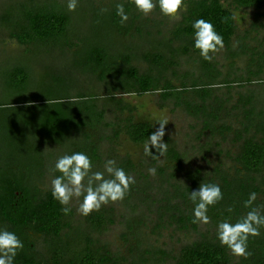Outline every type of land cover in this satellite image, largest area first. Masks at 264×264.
Instances as JSON below:
<instances>
[{
	"label": "trees",
	"instance_id": "16d2710c",
	"mask_svg": "<svg viewBox=\"0 0 264 264\" xmlns=\"http://www.w3.org/2000/svg\"><path fill=\"white\" fill-rule=\"evenodd\" d=\"M94 1L79 0L78 5L86 2L92 6V18L87 20L84 8L69 12L66 0L8 1L0 8V32L15 39L21 48L14 58L0 61V227L6 226L24 242L15 264H264V229L260 236L249 238L247 258L233 255L216 240L217 221L230 218L235 222L245 214L249 209L243 202L250 192L257 193L254 207L264 209V90L239 99L243 128L234 131L236 149L226 155L234 164L232 173L216 165L208 172L192 168L179 178L184 155L165 132L166 161L156 166L163 181L158 190L159 211L171 224L194 235L177 249L142 245L139 225L143 221L126 219L121 246L125 250H112L101 236L117 218L124 217L123 213H117L109 203L76 219L73 205L65 215L51 189L42 187L48 172L51 178L59 175L44 168V150L53 147L63 155L87 153L96 171H102L104 157L115 159L129 174H139L148 188L144 164H138L145 155L137 148L143 149L148 135L158 127L153 121L135 117L133 107L119 98L124 95L142 96L159 89L163 102L182 104V95L192 86L202 102L185 103V108L194 116H203L204 130L221 138L232 132L231 126L218 123L223 102L207 106L213 94L209 84L222 72L214 59L204 61L193 49L192 20L212 21L228 51L233 39H240L230 57L247 56V82L264 72V13L253 22V28L262 31L256 47L245 43L248 32L242 37L236 32L238 9L263 10L264 0H185L180 18L165 31L161 25L167 26V19L158 8L154 10L159 19H153L125 4L129 20L121 25L115 5L123 0L110 1L103 13ZM54 57L70 58L75 78L47 72L38 79L34 65L42 58ZM182 58L192 60L196 71H179ZM138 62L145 68L140 69ZM97 87L105 95L102 103L97 101ZM74 92L76 98L71 96ZM112 108L116 117L107 121L106 112ZM95 136H108L110 147L104 157ZM122 140L132 151L121 147ZM146 158L155 163L160 157ZM201 182L219 184L224 194L223 200L209 209L210 222L202 225L191 222L193 205L187 197ZM135 187L136 183L126 198Z\"/></svg>",
	"mask_w": 264,
	"mask_h": 264
},
{
	"label": "rangeland",
	"instance_id": "374dc122",
	"mask_svg": "<svg viewBox=\"0 0 264 264\" xmlns=\"http://www.w3.org/2000/svg\"><path fill=\"white\" fill-rule=\"evenodd\" d=\"M8 1H26V0H0V8ZM64 1V0H59ZM112 0H98L94 1L95 7L100 9L107 7L108 3ZM84 8L86 10L85 20L92 16L89 14V9L92 6L86 2L77 6V10ZM88 9V11H87ZM180 10L175 17H166V24H162L161 27L164 31L170 27L176 20L180 18ZM79 12H75L77 15ZM264 13L263 10L256 9H238L236 12L237 23V37L243 36L245 33H249L248 37H244L245 43L251 47H256L257 43L261 40L262 31L258 33L253 28V22L257 20L259 16ZM80 15V13H79ZM75 16V15H74ZM149 18H158V13L155 10L147 16ZM92 18V17H91ZM161 19V18H160ZM240 43V39H233L230 47V51H237ZM20 46L17 41L10 36L0 32V61L7 58H14L20 51ZM228 48H223L219 52L215 53L214 61L218 65V68L222 72L217 81L210 83V88L213 90L212 97L206 101L207 106L210 107L214 102H223V114L218 120V123H225L233 129L232 132L226 135V138L219 137V134H212L208 130H204V118L203 116H194L186 108L185 103L196 105L201 103L200 96L195 93L196 90L192 89V86H188L185 91L186 94L182 95V104L175 102L174 100L162 101V93H148L142 96L138 95H124L122 98L129 105L133 107L134 116L145 118L151 122H155L156 127L159 124L156 123L160 119H167L169 122L165 126L166 136L171 137L172 145L175 149L180 151L184 155L183 170L178 175L179 178H184L188 170L192 168H202L203 172L211 171L216 165H220L222 168L230 171H234V164L232 160L227 158V152H234L236 144L233 143L234 131L243 128L242 106L240 105V97L243 95H259L264 90V72L259 77L253 78L247 82L244 76L247 75V66L249 65V59L245 55L237 54V57H230L231 52ZM41 63L34 65L33 69L37 73V78L41 79L44 73H61L67 77L73 79L72 65L70 58L58 59L54 58H42L39 60ZM137 63V62H136ZM140 69H144L145 65L142 62H138ZM179 71H196L194 62L188 58H182L179 63ZM198 74V72H197ZM79 79V76H77ZM228 78V79H227ZM241 78V79H239ZM44 82L47 78H43ZM227 79V80H226ZM178 89H180L179 83L175 82ZM85 86L89 83L84 82ZM97 94V101L102 103L104 100V93L98 87L95 90ZM195 91V92H194ZM182 92V91H181ZM72 98H76V93H72ZM118 98V97H117ZM240 105V106H239ZM113 108L106 112V120L112 121L116 116L112 112ZM104 134V133H103ZM28 137V136H27ZM97 145L100 148L103 157L109 152L110 142L107 141L108 136H95ZM123 138V137H122ZM120 138V139H122ZM125 140H122L119 144L126 150L132 151L131 146ZM134 149V148H133ZM136 150V149H135ZM139 154H143V149L137 148ZM49 153V154H47ZM46 159L44 161V168L48 171L53 169L55 159L61 155L62 152L58 148L50 147L48 150H44ZM138 154V155H139ZM143 156V155H142ZM107 157V156H106ZM105 160L107 158L104 157ZM189 159V160H188ZM104 160V161H105ZM187 160V161H186ZM165 157H160L155 163H151L145 156L141 157L140 163L144 164L143 173L147 177L148 188L144 187L143 180L137 173H132L136 180V187L130 194L131 197L126 198L116 203H111L117 210V213H123L124 217H119L116 222L109 227V229L101 236V241L110 245L112 250H121L124 240L123 235L126 231L125 222L126 219L130 220H142L139 225V233L141 235V244L151 246L153 249L161 248L166 250L177 249L180 245L193 239V233L190 230H180L175 224H171L167 215H162L159 211L161 196L159 195V188L163 184L161 177L156 172V175L148 174V169L162 165ZM103 171V165H101ZM97 169L93 168V171ZM185 171V172H183ZM51 174L48 172L42 182L44 189H51ZM158 194V195H157ZM75 208L78 207V201L73 200L71 202ZM135 206V208H134ZM150 207V208H149ZM76 210V209H75ZM81 215L76 211V219H79ZM125 220V221H123ZM202 225V224H201ZM200 225V226H201ZM179 229V230H178ZM125 250V249H122ZM171 260H168V263ZM170 264V263H169Z\"/></svg>",
	"mask_w": 264,
	"mask_h": 264
},
{
	"label": "clouds",
	"instance_id": "9594fccd",
	"mask_svg": "<svg viewBox=\"0 0 264 264\" xmlns=\"http://www.w3.org/2000/svg\"><path fill=\"white\" fill-rule=\"evenodd\" d=\"M78 4L79 0H66L69 12L76 11ZM125 4L131 5L137 13L145 17L157 8L162 16L175 17L185 7V0H123L115 5V15L119 17L121 25L129 20ZM105 11L107 9H101L102 13ZM191 28L193 49L198 51L204 61L211 62L214 54L224 48L223 36L216 30L212 21L204 18L192 20ZM155 91L160 92L159 89ZM168 122L166 118L156 122L159 127L148 135L143 145L146 157L155 159L165 156L168 152V143L164 141L165 126ZM52 170L59 175L51 179V195L53 200L61 205V211L65 215L72 211L70 205L74 199L78 201L77 213L87 217L109 203L124 200L130 187L136 183L135 177L118 166L115 159L105 160L103 171H93L91 157L79 151L57 157ZM156 172L155 167L148 169L150 175L154 176ZM187 197L193 205L191 222L208 224L209 209L222 201L224 194L219 184L201 182L197 189L187 193ZM256 200L257 193L250 192L247 200L243 202V207L249 209L245 214L236 218L235 222L230 218L217 221L216 240L235 256L247 258L250 255L249 238L260 236L261 230L264 229V209L259 205L254 207ZM23 248L24 242L14 231H9L6 226L0 227V264H15L18 252Z\"/></svg>",
	"mask_w": 264,
	"mask_h": 264
}]
</instances>
